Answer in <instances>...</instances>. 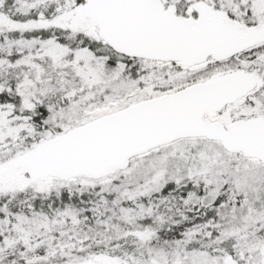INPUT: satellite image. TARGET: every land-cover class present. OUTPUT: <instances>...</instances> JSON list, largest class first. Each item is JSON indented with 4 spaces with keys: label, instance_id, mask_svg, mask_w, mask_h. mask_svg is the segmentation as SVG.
<instances>
[{
    "label": "snow or ice",
    "instance_id": "obj_1",
    "mask_svg": "<svg viewBox=\"0 0 264 264\" xmlns=\"http://www.w3.org/2000/svg\"><path fill=\"white\" fill-rule=\"evenodd\" d=\"M0 264H264V0H0Z\"/></svg>",
    "mask_w": 264,
    "mask_h": 264
}]
</instances>
